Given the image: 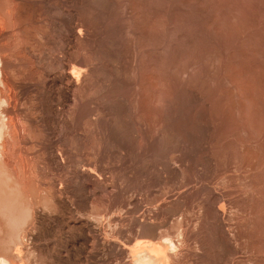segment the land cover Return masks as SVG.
Masks as SVG:
<instances>
[{
  "label": "rangeland",
  "instance_id": "rangeland-1",
  "mask_svg": "<svg viewBox=\"0 0 264 264\" xmlns=\"http://www.w3.org/2000/svg\"><path fill=\"white\" fill-rule=\"evenodd\" d=\"M0 70V264H264V0H0Z\"/></svg>",
  "mask_w": 264,
  "mask_h": 264
},
{
  "label": "bare ground",
  "instance_id": "bare-ground-1",
  "mask_svg": "<svg viewBox=\"0 0 264 264\" xmlns=\"http://www.w3.org/2000/svg\"><path fill=\"white\" fill-rule=\"evenodd\" d=\"M23 12V11H22ZM27 20V19H26ZM76 32V31H75ZM58 61V60H57ZM61 63V62H60ZM58 64H59V62H58ZM63 65V64H62ZM60 68H61V66H60ZM67 74V73H66ZM66 74L64 75V76H66ZM0 75H1V70H0ZM68 76L70 77V81H69V85H67L69 88H72L73 86H75L77 83L76 82H74L72 79H73V77H74V74H72V73H68ZM56 77V76H55ZM2 75H1V79H0V82H2L3 84H5V82L4 81H2ZM66 78V77H65ZM56 79V80H55ZM61 79H64L63 78V76H57L56 78H54V79H52V81L50 80V82H48V86H51L50 84L51 83H53V82H56L57 80H61ZM79 79V78H78ZM77 79V80H78ZM76 80V81H77ZM59 81H57V82H59ZM56 82V83H57ZM64 82V81H63ZM67 82V81H66ZM61 83V82H60ZM60 83H59V85H60ZM74 83H76L75 85H73ZM64 86V85H63ZM79 86V85H78ZM4 87V86H3ZM68 87H66V89H64V90H62V95H64V97H65V99H70V94L68 93ZM63 88V87H62ZM68 89V90H67ZM72 90V89H71ZM73 91V90H72ZM48 93H50V92H48ZM53 95V94H52ZM4 96V95H3ZM71 102V101H70ZM14 104V103H13ZM1 106V105H0ZM8 106V105H7ZM19 108V107H18ZM40 108V107H39ZM42 108V107H41ZM7 109V108H6ZM13 110V109H12ZM4 112H6V113H12V111H10V109L8 110H5ZM20 114V113H19ZM8 116V115H7ZM16 116V115H15ZM19 116V115H18ZM12 117V116H11ZM25 117V116H24ZM29 118V117H28ZM8 120V119H7ZM32 120V119H31ZM16 121V120H15ZM28 121H29V119H28ZM33 121V120H32ZM36 122V121H35ZM40 122V121H39ZM11 125V124H10ZM30 125H32V124H30ZM9 129V128H8ZM10 137V136H9ZM101 138V137H100ZM18 139V138H17ZM47 145H49V144H47ZM54 145V144H53ZM41 146V145H40ZM39 146V147H40ZM46 147V146H45ZM48 150H47V154H48V156H46L47 158H49V160L51 161V163H53L54 165H55V167L57 166V167H63V164L62 163H64L63 161H62V159L64 158H60L59 156H58V154L56 155L55 153H54V151L52 150V148H51V146H49L48 148H47ZM45 150V149H44ZM70 150V149H69ZM73 150V149H72ZM83 150H84V148H83ZM174 150V149H173ZM63 152V151H62ZM129 152V151H128ZM44 153V152H43ZM76 153V152H75ZM86 153V152H85ZM118 153V152H117ZM46 154V153H45ZM88 154V153H87ZM65 155V154H64ZM97 155V154H96ZM59 158H58V157ZM76 156H78V155H76ZM66 158V157H65ZM123 158V157H122ZM125 158V157H124ZM46 159V158H45ZM94 159V158H93ZM48 160V161H49ZM66 160H67V158H66ZM47 161V162H48ZM50 161H49V163H50ZM69 161V160H68ZM72 161V160H71ZM85 161V160H84ZM84 161H82V157H81V161H79V162H83V163H85ZM122 161V160H121ZM38 162V161H37ZM76 162V161H75ZM94 163V162H93ZM35 164V163H34ZM40 164V163H39ZM73 164V163H72ZM75 164V163H74ZM77 164V163H76ZM86 164V163H85ZM37 165H38V163H37ZM62 165V166H61ZM82 165V164H81ZM177 165V164H176ZM34 166V165H33ZM67 166V165H66ZM75 166V165H74ZM78 166V165H77ZM94 166V165H93ZM79 167H82V166H79ZM92 167V166H91ZM54 168V167H53ZM94 168V167H93ZM174 168V167H173ZM55 169V168H54ZM79 169V168H78ZM172 169V168H171ZM2 170V169H1ZM0 170V171H1ZM106 170H107V168H106ZM116 170V169H115ZM174 170V169H173ZM59 171H60V169H59ZM89 170L87 169V166L85 167V166H83L81 169H80V174H85V173H87ZM2 172V171H1ZM90 172V171H89ZM88 172V173H89ZM108 172V171H107ZM174 172V171H173ZM43 173V172H42ZM41 173V174H42ZM55 173V172H54ZM87 173V174H88ZM90 173H92V171L90 172ZM92 175V174H91ZM96 175V174H95ZM105 175V174H104ZM88 176V175H87ZM66 177H67V175H66ZM91 177V176H90ZM96 177V176H95ZM55 178V177H54ZM88 178V177H87ZM105 178V177H104ZM43 179V178H42ZM52 179V178H51ZM59 179V178H58ZM61 179H62V177H61ZM74 179V178H73ZM76 179V178H75ZM7 180V179H6ZM69 180V179H68ZM78 180V179H77ZM96 180V179H95ZM94 180V181H95ZM101 180V179H100ZM165 180V179H164ZM45 181H47V180H45ZM52 181V180H51ZM62 181V180H61ZM99 181V180H98ZM113 181V180H112ZM73 182V181H72ZM96 182V181H95ZM95 182H92L91 183V185L93 184V183H95ZM104 182V181H103ZM102 182V183H103ZM16 183H17V181H16ZM56 183V182H55ZM62 183V182H61ZM110 183H111V181H110ZM109 183V184H110ZM113 183H114V181H113ZM65 184V183H64ZM67 184V183H66ZM79 184H81V183H79ZM105 185V184H104ZM3 186V185H2ZM61 186V185H60ZM99 186V185H98ZM107 186V185H106ZM45 187V186H44ZM65 187V186H64ZM78 187V186H77ZM76 187V188H77ZM83 188V186H79V188ZM94 187V186H93ZM118 187V186H117ZM56 188V187H55ZM54 188V189H55ZM69 188V187H68ZM98 187H96V189H97ZM110 188H111V186H110ZM33 189V188H32ZM57 189V188H56ZM55 189V190H56ZM89 189V188H88ZM94 189V188H93ZM102 189H104V188H102ZM101 189V190H102ZM106 189V188H105ZM104 189V190H105ZM114 189V188H113ZM25 190V189H24ZM50 190V189H49ZM100 190V191H101ZM58 191V190H57ZM90 191H92V188H91V190ZM89 191V192H90ZM106 191V190H105ZM59 192V191H58ZM76 192V191H75ZM95 192V191H94ZM106 192H108V191H106ZM105 192V193H106ZM110 192V191H109ZM54 193H55V191H54ZM61 193V192H60ZM82 193V192H81ZM87 193V192H86ZM97 193V192H96ZM103 193H104V191H103ZM28 194V193H27ZM67 194V193H66ZM68 194H70L69 192H68ZM92 194H94V193H92ZM74 195V194H73ZM88 195V194H87ZM95 195V194H94ZM97 195V194H96ZM103 195V194H102ZM56 196H57V194H56ZM98 196V195H97ZM76 197V196H75ZM31 198V197H30ZM58 198V197H57ZM79 198H81V197H79ZM91 198H93V197H91ZM84 199V198H83ZM85 199H86V197H85ZM82 200V199H81ZM93 200V199H92ZM57 201H59V200H57ZM62 201V200H61ZM61 201H59V203L61 202ZM103 201V200H102ZM218 201V200H217ZM82 202V201H81ZM87 202V201H86ZM105 202V201H104ZM58 203V204H59ZM93 203V202H92ZM64 204V203H63ZM87 204V203H86ZM96 204V203H95ZM61 205H62V203H61ZM85 205V204H84ZM104 205V204H103ZM111 205V204H110ZM114 206V205H113ZM64 207V206H63ZM87 207V206H86ZM96 207V206H95ZM79 208H81V207H79ZM83 208V207H82ZM174 208V207H173ZM47 209V208H46ZM84 209H85V207H84ZM218 209V208H217ZM220 209V208H219ZM225 209V208H224ZM99 210V209H98ZM106 210H107V208H106ZM110 210V209H109ZM126 210V209H125ZM108 211V210H107ZM111 212H112V210H111ZM127 212V211H126ZM68 213V212H67ZM115 214V213H114ZM126 214V213H125ZM128 214V213H127ZM97 215V214H96ZM103 215V214H102ZM123 215H124V213H123ZM175 216V215H174ZM182 216V215H181ZM35 217V216H34ZM76 218V217H75ZM173 218V217H172ZM104 219V218H103ZM107 219V218H106ZM123 219V218H122ZM121 219V220H122ZM130 219V218H129ZM177 219V218H176ZM115 220V219H114ZM127 220H128V218H127ZM131 220V219H130ZM143 220V219H142ZM104 221V220H103ZM118 221V220H117ZM125 221V220H124ZM161 221V220H160ZM95 222H96V220H95ZM107 222V221H106ZM112 222H113V220H112ZM111 222V223H112ZM121 222V221H120ZM132 222V221H131ZM136 222V221H135ZM123 224H124V222H122ZM142 225H145L146 226V228H145V230H146V234L147 233H149L148 234V236H152V238H153V232H154V230L156 229V227L159 225V224H157L156 225V223H155V225H154V223L152 224V223H149V222H140ZM166 223V222H165ZM78 224V223H77ZM103 224V223H102ZM117 224V223H116ZM140 224V225H141ZM119 225V224H118ZM122 225V224H121ZM100 226V225H99ZM161 226V225H160ZM160 226H159V228H160ZM164 226V225H163ZM166 226V225H165ZM79 227V226H78ZM129 227V226H128ZM144 227V226H143ZM140 228V227H139ZM162 228V227H161ZM105 229V228H104ZM114 229V228H113ZM108 230V229H107ZM145 230H143L142 232H144ZM79 232H81V231H79ZM96 232V231H95ZM137 232V231H136ZM141 232V231H140ZM139 232V233H140ZM107 233H108V231H107ZM167 233V232H166ZM165 233V234H166ZM145 234V233H144ZM143 233H142V235H144ZM145 234V235H146ZM79 236V235H78ZM102 236V235H101ZM154 237H157V235L156 236H154ZM160 236H158V238H159ZM83 239V238H82ZM102 239V238H101ZM104 239H106V238H104ZM158 240V239H157ZM156 240V241H157ZM84 241V240H83ZM152 242H153V240H152ZM86 243V242H85ZM157 243V242H156ZM99 244V243H98ZM111 244V243H110ZM113 244V243H112ZM74 246V245H73ZM150 246H152V247H150ZM115 247V246H114ZM112 248H113V246H112ZM145 248V247H144ZM148 249H147V251H145V252H147V254H145V255H140V256H138V259H136V262H138V264H155V263H157L156 261H158L159 263L158 264H166V262H165V258L163 257V255H160V256H158L157 254H155V252L154 251H156V253L159 251V248H160V245L157 243V244H153V245H148V247H147ZM116 249V248H115ZM129 250H131V249H129ZM109 252V251H108ZM112 252V251H111ZM167 252V251H166ZM120 253H122V251L120 252ZM119 254V253H118ZM124 254V253H123ZM126 254V253H125ZM166 253H164V255H165ZM54 255V254H53ZM120 256V255H119ZM166 256H168V254H166ZM113 257V256H112ZM123 258H124V256H123ZM175 258V257H174ZM127 259V258H126ZM171 259V258H170ZM176 259V258H175ZM125 260V259H124ZM178 261V260H177ZM182 261V260H181ZM181 261L179 262V263H181ZM124 262V261H123ZM183 262V261H182ZM169 263V262H168ZM124 264V263H123Z\"/></svg>",
  "mask_w": 264,
  "mask_h": 264
}]
</instances>
